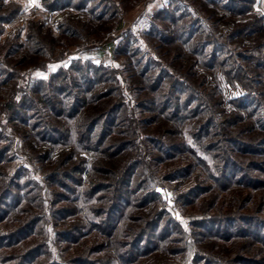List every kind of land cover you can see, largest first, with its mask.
<instances>
[{"label": "trees", "instance_id": "1", "mask_svg": "<svg viewBox=\"0 0 264 264\" xmlns=\"http://www.w3.org/2000/svg\"><path fill=\"white\" fill-rule=\"evenodd\" d=\"M43 2L51 12L88 11L84 24L57 21L61 34L76 37L121 14L115 0ZM255 2L168 1L148 31L159 50L149 58L123 33L116 53L140 94L133 108L117 78L122 72L94 62H72L17 89L27 58L11 62L18 35L1 44V33L20 5L0 15V114L14 124L11 136L0 123V264H264V15L252 13ZM46 32L45 22L29 23L31 54L56 50L57 38ZM219 71L246 90L230 101L233 110L209 83ZM138 111L147 114L138 118ZM16 135L43 165L41 186L11 170ZM133 152L138 157L127 160ZM197 171L202 182L178 192ZM216 190H241L237 208L259 198L260 209L203 216L184 229L175 203L200 204ZM55 239L65 244L60 255Z\"/></svg>", "mask_w": 264, "mask_h": 264}, {"label": "rangeland", "instance_id": "2", "mask_svg": "<svg viewBox=\"0 0 264 264\" xmlns=\"http://www.w3.org/2000/svg\"><path fill=\"white\" fill-rule=\"evenodd\" d=\"M115 1L121 3V14L119 16V20L118 18L113 19L112 22H109L107 26H102L95 22V27H88L89 29L86 27L81 36L76 37L69 34H61V32H59L56 27L57 21L74 24L78 22L79 24H84V22L86 23L88 21V18H91V15L85 9L79 11L75 10V8H65L51 12L47 6H45L43 0H33L29 3H27L28 0H0V15L10 13L14 7L13 3L20 5V10L18 13L13 16L10 21L4 23L1 33V44L5 43L7 40L13 39L15 35H18L17 43L21 44V46L18 50V53L13 56L11 62L14 63L18 57L23 56L27 58V60H25L20 66L23 74L22 78L13 81L17 83V89L23 90L26 86L27 80L30 78L48 79L51 73L56 72L62 66H67L72 62H79L82 64L94 62L95 64L110 66V68H115L116 70L122 72L121 74L117 73V78L120 79L122 83V88L124 91L123 93L126 97L127 103L131 108H133L135 102L138 101L137 98L140 97V94L130 87L129 82L131 81L132 77L129 76V72L124 71V63L126 58L125 56L117 55L116 49L119 46L124 33L125 37H128L131 40L130 47L136 49V52L137 50H140V54H142L145 58H149L150 54L158 53L159 50L156 48L152 39L149 38L148 31L153 29V23H155V25H159L160 22L156 17L160 14V10L163 7L165 8L166 3L171 0ZM184 1L192 2V0ZM252 10V13L264 15V0H256ZM32 20L45 22L47 39H50V34H53L57 38L56 44L52 46L55 47L56 50H50L46 48V52H49V54L47 53V56H35L29 52V43L26 40V36L29 23ZM1 25L2 24H0V27ZM124 41L125 40H123V42ZM48 43L50 42L48 41ZM3 55L4 49L0 48V60L3 58ZM52 57L56 59L47 62L45 65L41 64V62H43L42 59L46 61ZM209 83L210 85H216L219 88L224 101L223 105L228 110H233L235 108L230 101L246 91L244 88H242L239 81L229 82L226 75H224L222 71L209 75ZM19 94H21V92ZM137 109L139 110V108ZM144 113L146 112L138 111L137 117L142 118L145 116ZM0 123L4 124L6 132L12 136L11 133L14 132V124L12 123L8 126L5 115L2 113L0 114ZM142 128L143 126H141V131ZM20 131L21 129L18 128L16 131L17 134ZM147 131H149V128ZM147 131H143L142 133L147 134ZM21 139L22 138L19 135L15 136L16 144L14 151L16 157L12 161L11 170L14 171L15 169L21 168L24 173L27 172L29 177L31 176L38 180V183H34L36 186H41L38 184L41 181L43 182V165L32 159L28 144ZM148 147L145 146L144 148ZM135 157H138L137 152L130 154L129 157H127V160H134ZM170 169L172 168L170 167ZM198 171L194 173L196 175L195 177L191 178L190 181L188 180L186 183L182 184L181 187H179L181 189L178 190V192H183L184 190L191 188L194 184L200 181L202 182L205 174H198ZM148 172L149 173L147 175H154L152 170H149ZM161 173L156 172L155 175L158 176L161 175ZM180 179L182 180L183 178ZM25 180H27V176H25ZM165 186L166 190L174 191V182H165ZM44 191L46 202L49 204L51 195L50 189L47 188L46 185L44 186ZM242 194L243 191L241 190H230L227 192L216 190L212 191L205 198L202 196V198H200L197 202L200 204L193 206H189L190 204L188 203L184 204L183 202L175 201L176 208L174 210V215L181 222L184 229L189 230L191 227L190 225L187 226V223L203 216H225L231 214L230 212L237 214L238 212L236 211L243 212L251 210L250 212H254L260 209V206H258L259 198L256 201L254 200L255 203L252 206H250L249 203L247 207L244 206V208H242L240 206L237 208V204H235V202L240 201L239 199L242 198ZM129 198L130 196L127 195L126 199L129 200ZM195 199L197 200L198 198L195 197ZM128 208L127 203L122 205V209L120 210V221L123 214L128 212ZM122 223L124 224V220ZM195 236L197 237V235ZM99 237L104 239V236L102 235H99ZM55 242V249L53 251L55 255H60V249H62L60 247L64 248L65 244L63 242L60 245V242L56 241V239ZM63 255L68 257L69 252H64ZM99 255L101 254H95V256L92 257H99ZM83 264L87 263L84 262Z\"/></svg>", "mask_w": 264, "mask_h": 264}, {"label": "crops", "instance_id": "3", "mask_svg": "<svg viewBox=\"0 0 264 264\" xmlns=\"http://www.w3.org/2000/svg\"><path fill=\"white\" fill-rule=\"evenodd\" d=\"M31 1H33V0H28V2H27V3L31 2ZM38 5H39V4H38Z\"/></svg>", "mask_w": 264, "mask_h": 264}]
</instances>
